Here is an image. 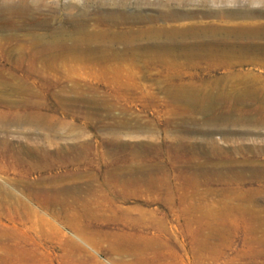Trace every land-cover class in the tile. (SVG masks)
Here are the masks:
<instances>
[{"label": "rangeland", "instance_id": "1", "mask_svg": "<svg viewBox=\"0 0 264 264\" xmlns=\"http://www.w3.org/2000/svg\"><path fill=\"white\" fill-rule=\"evenodd\" d=\"M34 1L42 12L0 18V264H264V178L249 173L264 169V130L226 102L198 109L206 93L264 79V0L208 2L214 11L201 0ZM163 5L192 16L166 21ZM150 28L231 32L226 51L257 33L262 49L219 68L179 56L188 40L136 39ZM89 33L102 34L89 43L97 54L48 71V86L26 71L34 48ZM7 81L38 102L23 105ZM256 108L244 110L259 118Z\"/></svg>", "mask_w": 264, "mask_h": 264}, {"label": "bare ground", "instance_id": "2", "mask_svg": "<svg viewBox=\"0 0 264 264\" xmlns=\"http://www.w3.org/2000/svg\"><path fill=\"white\" fill-rule=\"evenodd\" d=\"M145 1L146 0H140L141 4L145 3ZM230 1L232 2V0H230ZM190 2H192V1H190ZM208 2H212L213 4L219 3L218 0H211V1L210 0L209 1L208 0H201L198 4H193V6L195 8H205V9L208 8L211 11L212 10L214 11L213 7L207 6ZM225 2H227V1H225ZM163 6L170 7V8H168L169 11L167 13L162 14L163 19L166 21H181V20H185V19H190L192 16V14H190V13L180 12V11L171 9L172 8L171 5H169V6L163 5ZM43 8L44 7H42L41 4L39 5L34 0H20L18 4L14 3L12 1L6 2L2 5H0V18L1 17H7L10 20V22L14 23L13 19L23 18V17H32L35 14L42 12ZM80 12H82V11H80ZM162 30H164V29H162ZM167 30H166V32L161 31L160 29L157 30V28H156V30L151 29V28L146 30V31L145 30H139V31L137 30L136 33H137L138 37L136 39L141 40L142 38H146L149 40V38H150V40L152 39V41H153V39H155L157 41L165 39L169 42L170 41L171 42H177L178 41V43H183L186 40H188L190 43H193V44H190L191 46L183 47L184 50H180L181 52L179 51L180 52L179 56H183L184 58H187V59H194L195 57H199L200 59H208L206 61L213 63V65H215L219 68L237 67L240 69V67L246 65L247 63H250V61H254L253 57H255L258 54L257 52L262 49L261 47L260 48L256 47L257 43H255V41L257 39L258 40L262 39V37H260V35L257 33H255V34L249 33V32L245 33L243 31L240 33L239 36L234 35V37H233L234 40H239V39L241 41L247 40V43L242 42L240 44L241 47H239V48H237V46H239V45H237L236 47L234 45H232V46H234L232 48H236V50L226 51L225 49L228 47H231V46L228 45L229 43H227V41L226 42L223 41L226 38L225 37L223 39V37L225 35H231L232 34L231 32L229 33V32H224V31L214 30V29H212V30H209V29L208 30H205V29H199V30L186 29V30H171V31H167ZM57 34H59V33H57ZM85 35H87V34H85ZM112 35H114V34H112ZM105 36H106V34H105ZM130 36H132V35H130ZM25 37H27V36H25ZM82 37H83V35H82ZM99 37L101 38L102 34H98V33H96V34L91 33L90 34L89 33L87 35V37L82 39V40H79L76 37V39L70 41L71 44H68L67 40L65 41L63 39L58 38V41H56V43L52 42L50 44L48 43V45L46 44L45 47H43V45H41L38 48H34L31 55L29 56V65H27L25 69H26V71L28 70L29 73H31L33 76L41 79L44 86H48L47 84H49L50 81H48L44 75L48 71H54L56 73H61L62 72V66H59V65L61 63H63L65 60L77 61V60H80L81 58H87V57H92V56L96 55L97 50L91 46L92 44L89 45V43L92 41H97ZM129 38L131 39V37H129ZM129 38L127 40H129ZM181 46H183V45H181ZM246 46H248L249 48H246ZM188 47H190V48H188ZM127 51H129V49ZM9 53H11V51ZM20 55H21V53H20ZM117 57H118V53L114 55V58H117ZM158 58H160V57H158ZM241 72H240V74H241ZM5 83H6V86L10 90L15 91V93L18 95H21L22 98H21L20 102L23 105H32V104L38 102V100L35 98V96L32 93L33 90L29 86L24 87V86L19 85V83H17V82L14 83L12 81H7ZM214 86H217V84ZM222 86H226V83H222ZM235 86H238L239 88L236 87V88L232 89L231 92H229L228 94L224 93L223 91H220L217 93H206L207 95H205V96H207L206 97L207 101L205 100L206 101L205 103H203L201 101L202 104L200 105V107H198V109L202 112L208 113L209 111H212L217 105L226 102L227 104L231 105V107L236 109V111L238 113L237 118H236L237 122H239L240 124L245 123V124L261 126V128L264 130V79L263 80H254V81L244 80L242 82V84L238 83V85H235ZM187 96H188V94H185V92H182L180 94V96H178L179 100L181 99V102H179V103H182V107H184L183 109H191L194 107V104L190 103L189 101H186ZM190 96H189V98H190ZM205 96H204V98H205ZM251 105H254L257 107L256 110H252V112L256 113L258 115L257 117H259V118H255L256 115L251 114V111L249 113H247V110H244L248 106H251ZM228 117H229V115H228ZM223 118H224V121L227 119V117H223ZM206 168L210 169L209 172L211 170L213 172V171H217V170L222 171L224 167H223V165H220V167L217 168V166L211 165V166L206 167ZM259 171H260V173H258ZM219 172H218V174H216L215 172L214 173L218 176ZM241 172H239V173H241ZM263 172H264V169H250L249 170V173L251 175L253 174V179L257 180V181H260L264 178V175H262ZM237 178H239V177H237ZM231 180H233V179H231ZM152 181H153V179H152ZM157 183H158V181H157ZM200 212H202V211H200ZM207 212H209V211L207 210ZM27 214H29V212ZM198 218H199V216H198ZM193 222H195V221H193ZM75 223H77V222H75ZM196 244H197V242H196ZM148 248L149 247H147V249ZM139 250H141V249H139ZM127 264H130V263H127Z\"/></svg>", "mask_w": 264, "mask_h": 264}]
</instances>
